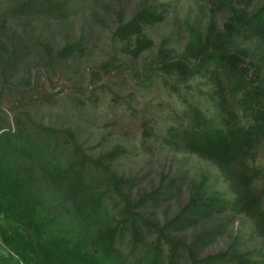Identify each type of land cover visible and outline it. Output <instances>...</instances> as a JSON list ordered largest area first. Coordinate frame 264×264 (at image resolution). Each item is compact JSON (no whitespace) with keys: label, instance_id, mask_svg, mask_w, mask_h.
<instances>
[{"label":"trees","instance_id":"1","mask_svg":"<svg viewBox=\"0 0 264 264\" xmlns=\"http://www.w3.org/2000/svg\"><path fill=\"white\" fill-rule=\"evenodd\" d=\"M77 1L11 0L10 14L22 20L23 29L5 25V15L0 16V91L24 96L31 76L20 80L22 87L10 78L28 73L36 57L50 78L65 68L80 74L90 45L84 34L54 48L40 38L42 30L37 35L24 26H35V20L66 22L77 13ZM203 3L209 18L189 25L181 52L175 31L164 35L154 51L147 33L172 13L171 1L145 3L130 18L120 17L111 32L109 58L92 69L87 90L79 76L68 98L72 95L78 107L96 104L100 86H91L105 85L106 76L125 67L141 84L163 86L183 100L181 120L143 121L140 149L151 156L193 154L208 160L230 192L211 186L210 174L201 172L187 200L160 220L151 212L179 199L183 175L135 196L138 179L115 170L117 161L131 154L129 147L118 143L91 156L74 130L45 126L22 111L15 131L0 123V243L8 252L0 264H264V249H246L239 237L223 250L204 254L234 216L252 219L264 239V0ZM221 12L228 16L219 23L215 17ZM59 134L72 143L67 154L58 146ZM37 135H44L46 144L42 137L39 146ZM48 188L60 198L51 199ZM115 197L123 206L114 203L110 213ZM191 229L196 232L188 241L180 238Z\"/></svg>","mask_w":264,"mask_h":264},{"label":"rangeland","instance_id":"2","mask_svg":"<svg viewBox=\"0 0 264 264\" xmlns=\"http://www.w3.org/2000/svg\"><path fill=\"white\" fill-rule=\"evenodd\" d=\"M153 1L155 0H78L76 2L77 13L66 22L52 21L50 24L43 20H35L36 27L26 22L25 28L37 35L38 29L42 30L44 34L42 33L40 38L45 39L46 43L51 41L54 48L60 46L65 39H75L82 34L90 40V45L86 56L81 59L80 74L74 73L71 68H65L64 71H58L55 76L50 78L51 75L41 64H38L39 61L36 57L33 58L28 73L20 71L11 77V84L22 87L23 85H19L20 80L30 75L32 84L27 86L28 89L24 96L21 94L18 96L15 92L10 93L6 91L7 89L0 91V123L6 126L5 130L15 131L17 129L16 118L22 115V111L27 110L33 120L45 126L61 130H74L78 142L91 156L97 157L118 143L126 145L131 149V154L120 158L115 164V170L120 175L138 179L140 184L132 193L135 196L138 192L149 191L159 186L162 181L167 184L171 178L183 175L186 182L182 180L184 184L181 185L182 191L177 193L179 199L156 212H151L150 209L154 217L163 220L165 217L172 216L187 200L191 182L194 178H198L201 172L210 174L211 186L230 192L228 183L222 177L217 166L208 160L193 154L158 153L151 156L146 155L140 149L141 123L145 121L164 125L166 122L180 121L182 115L180 109L183 103L181 97L170 94L159 84L153 87L141 84V80L136 76L132 77L130 69L125 67L121 72L117 74L115 72L114 76H106L103 79L105 85H102V81H100L98 85L91 86L92 88L100 86L96 90L99 96L96 104L78 107L74 101L70 100L72 95L69 97L70 99L68 98V95L73 94L76 90L74 82L78 80L79 76L83 86H86L89 83L92 69L109 58L114 46L111 32L116 27L118 19L120 17L130 18L140 5ZM164 1H171L173 9L163 23L148 29L147 33L155 44L152 50H155L164 35L175 31L176 37L179 38L176 46L181 52L187 41L189 25H197L200 21L208 19L209 11L202 5L204 0ZM12 6L11 0H1L0 16L3 18L4 14L5 25L20 32L23 29L22 20L10 14ZM226 16H228L226 12H221L216 15L215 19L220 23ZM21 36L25 37L24 34ZM142 58L135 60L137 64L141 63ZM124 60L127 58L124 57ZM193 83L196 84V81ZM87 86L85 90H87ZM183 92L185 93L186 90ZM188 94L186 93L187 97ZM19 97L22 98V101L18 99ZM60 135L58 146L66 148L64 153L67 154L72 143L69 141L65 143V139ZM36 137L40 140L38 145L42 146V137L39 135ZM43 138V142L46 144V139ZM44 190L48 196H51V199L53 196H56L57 199L60 198L53 188ZM112 200H110L112 204L109 205L110 213H114L112 211L114 203L123 206L118 197ZM220 218L224 219L225 217ZM209 224L211 225V223ZM195 232L196 229L188 230L181 234L180 238L188 241ZM129 237L130 235L127 233V238ZM235 237H239L246 249L256 246L264 249V239L256 234L254 221L242 215L230 218L229 223L225 225L223 237L207 248L204 254L225 249ZM125 248L128 250L127 244ZM1 255L8 256V252L0 243ZM181 264L185 263L181 262Z\"/></svg>","mask_w":264,"mask_h":264}]
</instances>
